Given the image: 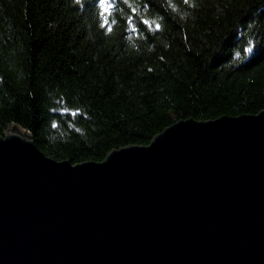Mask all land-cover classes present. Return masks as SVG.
Masks as SVG:
<instances>
[{"label":"trees","instance_id":"1","mask_svg":"<svg viewBox=\"0 0 264 264\" xmlns=\"http://www.w3.org/2000/svg\"><path fill=\"white\" fill-rule=\"evenodd\" d=\"M106 2L0 0V136L98 163L179 120L264 111V0Z\"/></svg>","mask_w":264,"mask_h":264},{"label":"water","instance_id":"2","mask_svg":"<svg viewBox=\"0 0 264 264\" xmlns=\"http://www.w3.org/2000/svg\"><path fill=\"white\" fill-rule=\"evenodd\" d=\"M0 264H264V111L179 120L98 163L10 126Z\"/></svg>","mask_w":264,"mask_h":264},{"label":"snow or ice","instance_id":"3","mask_svg":"<svg viewBox=\"0 0 264 264\" xmlns=\"http://www.w3.org/2000/svg\"><path fill=\"white\" fill-rule=\"evenodd\" d=\"M102 3H104L106 10H107V9H110V8L112 7V5H111V4H108V3L106 2V0H102ZM144 23H145V24H148L149 21H144ZM156 27L159 28V25H156ZM252 50H253V49H252L251 47L247 49L248 52H252ZM72 114H73V115H76L75 112H73Z\"/></svg>","mask_w":264,"mask_h":264}]
</instances>
